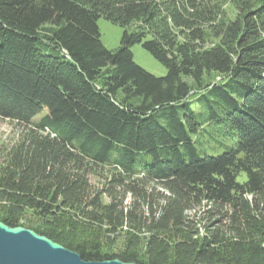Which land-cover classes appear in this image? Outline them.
Segmentation results:
<instances>
[{
  "label": "trees",
  "instance_id": "obj_1",
  "mask_svg": "<svg viewBox=\"0 0 264 264\" xmlns=\"http://www.w3.org/2000/svg\"><path fill=\"white\" fill-rule=\"evenodd\" d=\"M0 119L23 127L0 161L5 224L30 210L85 261L264 264V0H0ZM198 128L224 150L200 154Z\"/></svg>",
  "mask_w": 264,
  "mask_h": 264
},
{
  "label": "rangeland",
  "instance_id": "obj_2",
  "mask_svg": "<svg viewBox=\"0 0 264 264\" xmlns=\"http://www.w3.org/2000/svg\"><path fill=\"white\" fill-rule=\"evenodd\" d=\"M225 10L229 17L234 16L235 9L233 8L232 3L227 1L225 4ZM97 24L99 27L100 40L102 44L108 49L117 48L120 41L122 27L102 17L97 20ZM130 49L133 55V60L142 68L156 76H164L166 74L167 70L165 66L157 61L148 51L143 49L140 44H134ZM214 76V73H210V75L206 76V78L212 80L217 79V76ZM186 80L191 83L189 78H187ZM186 100L190 103H194V101H192V97ZM196 110L199 111L200 108L197 106ZM204 129L208 131L211 130L209 126H204L203 130ZM21 130H23V127L18 125L17 123L6 119H0V161L4 155V148L16 141L18 135L21 133ZM203 130L201 128H198V131L195 134V138H197L198 141V143H196L198 152L200 154H218L222 152L224 150L223 144H228V139L223 135H209L206 131ZM108 169H113V167L106 165L104 167V171H108ZM105 177L106 174L101 171H96L90 175V181L94 189L100 188L101 183ZM237 179L240 182L244 181L245 174L240 173ZM150 185L154 186L152 183H150ZM103 200H106V198L103 197ZM189 214L194 215V212ZM35 219L36 218L34 217L32 212L30 210H27L24 214V220L27 221H24L22 226L27 227V225H29L28 222H34ZM195 219L197 220V222H199L198 225L200 227V231L207 232V230L212 229L213 226H216V224H218L217 220L219 219V215L209 216V214L204 213L202 207H200L195 213ZM225 222L228 223V221ZM119 246L120 245H116V247H109V251H114L115 249L119 248Z\"/></svg>",
  "mask_w": 264,
  "mask_h": 264
},
{
  "label": "water",
  "instance_id": "obj_3",
  "mask_svg": "<svg viewBox=\"0 0 264 264\" xmlns=\"http://www.w3.org/2000/svg\"><path fill=\"white\" fill-rule=\"evenodd\" d=\"M0 264H137L119 258L99 261L81 256L31 228L0 221Z\"/></svg>",
  "mask_w": 264,
  "mask_h": 264
}]
</instances>
